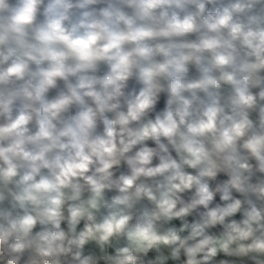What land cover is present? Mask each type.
Here are the masks:
<instances>
[{"label": "clouds", "instance_id": "obj_1", "mask_svg": "<svg viewBox=\"0 0 264 264\" xmlns=\"http://www.w3.org/2000/svg\"><path fill=\"white\" fill-rule=\"evenodd\" d=\"M0 264H264V0H0Z\"/></svg>", "mask_w": 264, "mask_h": 264}]
</instances>
